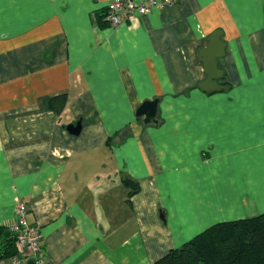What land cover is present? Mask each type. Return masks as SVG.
<instances>
[{
	"label": "crops",
	"instance_id": "1",
	"mask_svg": "<svg viewBox=\"0 0 264 264\" xmlns=\"http://www.w3.org/2000/svg\"><path fill=\"white\" fill-rule=\"evenodd\" d=\"M110 1L0 0V227L25 201L42 264H153L264 212V0H158L118 27Z\"/></svg>",
	"mask_w": 264,
	"mask_h": 264
},
{
	"label": "trees",
	"instance_id": "2",
	"mask_svg": "<svg viewBox=\"0 0 264 264\" xmlns=\"http://www.w3.org/2000/svg\"><path fill=\"white\" fill-rule=\"evenodd\" d=\"M105 10L99 13L102 21ZM67 100L66 93L57 94L48 100V105L60 114ZM124 181L132 186L131 196L139 191L135 181L128 178ZM1 235L0 259L18 254L12 228L0 227ZM153 264H264V212L250 218L215 223Z\"/></svg>",
	"mask_w": 264,
	"mask_h": 264
},
{
	"label": "built area",
	"instance_id": "3",
	"mask_svg": "<svg viewBox=\"0 0 264 264\" xmlns=\"http://www.w3.org/2000/svg\"><path fill=\"white\" fill-rule=\"evenodd\" d=\"M178 0H163L164 4H172ZM160 2L158 0H111L104 12V20L114 27L131 22L138 15H146ZM16 220L11 228L16 235L18 260L25 262L33 259L36 264L44 261L43 236L38 224L31 223L27 218L28 205L18 201L15 205Z\"/></svg>",
	"mask_w": 264,
	"mask_h": 264
},
{
	"label": "water",
	"instance_id": "4",
	"mask_svg": "<svg viewBox=\"0 0 264 264\" xmlns=\"http://www.w3.org/2000/svg\"><path fill=\"white\" fill-rule=\"evenodd\" d=\"M214 38L211 39L210 43L208 44V46L206 48H204V50L201 51L202 56L205 55L206 53L209 54L211 51V47L216 45L215 42V37L216 35H213ZM205 61L207 62L208 65V78L207 80H205L204 82L201 83V85L205 84V85H211V83L213 81H215V79L217 78V76H215L214 74H212V64L214 65V58L211 56H203ZM158 103H159V99L155 98L153 100H145L138 108L137 110V116L140 117H144V122L145 123H150V122H154L157 123V115H158ZM82 124L81 121H78L77 124H70L68 126V129L75 134H78L81 130ZM35 264L34 260H30L29 264Z\"/></svg>",
	"mask_w": 264,
	"mask_h": 264
}]
</instances>
